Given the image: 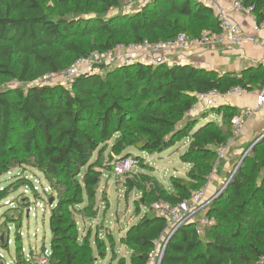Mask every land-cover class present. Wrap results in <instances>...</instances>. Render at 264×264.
<instances>
[{
    "label": "trees",
    "instance_id": "1",
    "mask_svg": "<svg viewBox=\"0 0 264 264\" xmlns=\"http://www.w3.org/2000/svg\"><path fill=\"white\" fill-rule=\"evenodd\" d=\"M54 1L56 8L49 9L44 0H0V86L7 81L24 85L0 90V175L31 165L48 181L51 264H98L95 251L99 256L104 252L92 244L90 233L81 236L78 216L96 215L90 206L102 183L100 156L110 141L118 136L112 153L125 160L139 159L127 153L130 148L164 154L191 137L181 159L192 169L187 177L172 179L173 192L143 173L126 183L127 197L135 189L143 192L140 204L147 213L128 229L122 242L131 250L130 264H151L168 229V221L153 205L159 201L182 205L207 185L218 151L228 145L233 120L240 115L237 108L223 106L222 124L201 123L208 116L198 120L192 115L199 96L213 91L226 95L235 87L259 91L264 87V65L220 74L192 65L134 63L83 74L72 88L38 85L44 76L96 51L221 31L213 9L194 0H152L135 15H110L121 0ZM241 1L253 8L257 25L264 23V0ZM15 127L21 132L18 149L10 140ZM1 196L0 200L6 197ZM86 201L88 205L82 207ZM208 217L215 223L206 229V241L197 233L196 223L185 225L168 237L161 264L262 261L264 140L245 157ZM17 229L20 235V225ZM4 244L0 239V246ZM14 264H32V260L17 249Z\"/></svg>",
    "mask_w": 264,
    "mask_h": 264
},
{
    "label": "rangeland",
    "instance_id": "2",
    "mask_svg": "<svg viewBox=\"0 0 264 264\" xmlns=\"http://www.w3.org/2000/svg\"><path fill=\"white\" fill-rule=\"evenodd\" d=\"M44 5L49 9L56 8L54 0H44ZM147 5H149L147 0H121V6L114 9L110 15H135ZM23 87L24 85L17 81H7L2 83L0 90L11 91ZM223 106L229 105H224L220 101L208 103V106H205L202 110L201 108L200 110L199 108L196 109L192 115L198 120L208 116L201 123L212 120L222 124L223 117L220 110ZM234 121L235 119L233 120V125ZM263 136L264 127L256 131L250 143L244 145L238 159L228 169L221 182L218 181V177L221 176L223 166L219 167V164L221 161L226 163L231 159L233 146L227 145L225 151L223 149L218 151V161L221 160L219 163L217 161L207 185L203 188L207 191V197L213 199V202L203 214L196 215L189 222L190 224L196 223L200 225L204 217L209 219L212 224L215 223L214 219L208 217L212 205L224 193L226 185L245 157L249 156L252 149L263 142ZM117 138L118 136H115L110 141L107 150L100 156V162L104 166L102 183L98 189L96 201L90 206L91 212H96V215H92L91 217L93 218L90 219L78 216L81 236L90 233L92 244H98L100 250L104 252V256H99L95 251L98 264H118L121 259H125L127 264H130L131 250L127 248L122 240L128 229L147 213V209L140 204L145 196L142 191L135 189L128 197L126 196L128 179H134V174L143 173L152 177L163 189L173 192L172 179L185 178L192 169V165L183 162L181 159L192 142L191 137H189L177 142L172 149L164 154L152 155L130 148L127 153H131L134 157H139V159L130 158L132 161L130 170L124 176H118L115 174L114 168L117 162L122 161V157H117L112 153V145ZM10 140L12 145L16 146V149L20 148L21 132L18 127L14 128ZM221 155L224 157H221ZM47 190H50L48 181L31 165L16 166L0 175V197H2L1 195L6 196L0 200V239H3L4 245H6L5 247L0 246V253L5 257L6 263L10 262L12 264L14 262L17 249L19 251L21 249L27 259H30L31 253L37 259L41 255L43 246L51 251L52 234L49 222L51 206L50 192H46ZM38 202L42 207H38L36 210L37 218H34L31 214H28V210L30 206L35 209V204ZM87 205L88 202L86 201L82 207ZM17 223L20 225V233L22 232L23 236L17 234V227L19 226ZM210 226L203 228L201 237L204 241L207 239L206 229L210 228ZM176 231L175 229H167L166 236L157 243L156 256L151 264H159L168 237ZM9 239L11 242L7 247Z\"/></svg>",
    "mask_w": 264,
    "mask_h": 264
},
{
    "label": "built area",
    "instance_id": "3",
    "mask_svg": "<svg viewBox=\"0 0 264 264\" xmlns=\"http://www.w3.org/2000/svg\"><path fill=\"white\" fill-rule=\"evenodd\" d=\"M151 2L152 0H147ZM213 9L217 17L221 31L220 33L204 32L200 37L190 38L184 34H180L176 39L164 42L151 43L145 41L137 45H118L113 50L106 52H93L87 57L78 59L69 68L58 73H50L37 81L42 86H64L72 88L75 80L83 74L104 73L108 68L125 64L142 63L151 66H160L167 64L169 66L182 65L184 62L185 52L192 49H208L216 46H242L252 44L257 46L258 40L255 36L248 35L243 28L235 20L236 14H245L256 21L252 7H246L241 0H194ZM258 30L264 33V23L258 25ZM240 87L233 88L226 95H222L217 91L209 94L200 95V99H220L224 96H235L243 93ZM256 110L245 109L242 118L238 117L234 121V129L232 138L228 145H232L234 141L242 134L246 125V119L251 118L256 112L264 108V87L258 91L256 95ZM193 110L192 114L196 110ZM226 147V146H225ZM225 147L223 149L225 151ZM219 149V150H220ZM224 155V152H223ZM221 157H224L221 155ZM221 160V159H220ZM218 161V163L220 162ZM132 161L130 159L122 160L115 164L114 172L118 176H124L130 170ZM50 190H47L48 192ZM206 189L195 191L189 201L182 205L172 207L169 204L159 201L153 205L154 211L168 221V228L175 231L187 224H190L196 215H201L213 202V199L207 197ZM42 207L38 202L35 209L30 206L28 214L37 218L36 210ZM212 225V222L203 218L201 224L196 226L197 233L201 236L203 228ZM21 236L24 234L21 232ZM10 240L7 245L10 244ZM51 251L46 250L44 255L29 257L32 264H51ZM156 252L153 253L151 262L155 259ZM11 264L5 262V257L0 253V264ZM14 264V262L12 263ZM259 264H264V258Z\"/></svg>",
    "mask_w": 264,
    "mask_h": 264
},
{
    "label": "crops",
    "instance_id": "4",
    "mask_svg": "<svg viewBox=\"0 0 264 264\" xmlns=\"http://www.w3.org/2000/svg\"><path fill=\"white\" fill-rule=\"evenodd\" d=\"M235 20L243 28L244 32L248 35L255 36L258 40V45L245 44L242 46H216L208 49H192L185 52L184 63L198 68H203L210 71H216L220 74L225 72L241 73L246 69L264 65V33L258 30L257 22L250 16L245 14H236ZM258 90L248 93H243L235 96H224L220 99H200L197 108H205L208 103L220 101L224 105L237 108L242 118L245 109L256 110V95ZM200 104V105H199ZM246 125L242 134L232 144L233 150L231 159L226 163L220 162L219 167H222L221 176L218 181L224 179L228 169L233 165L234 161L243 149L244 145L250 143L257 130L264 127V108L256 112L251 118L246 119Z\"/></svg>",
    "mask_w": 264,
    "mask_h": 264
},
{
    "label": "water",
    "instance_id": "5",
    "mask_svg": "<svg viewBox=\"0 0 264 264\" xmlns=\"http://www.w3.org/2000/svg\"><path fill=\"white\" fill-rule=\"evenodd\" d=\"M185 65H188V64H185ZM263 137H264V136H263ZM263 137H262V138H263ZM238 168H239V167H238ZM238 168L236 169V171H235L234 174L232 175V177H231L229 183H230L231 180L234 178V176H235V174H236ZM229 183L226 185V188L229 186ZM226 188H225V189H226ZM53 203H54V199L51 200V204H53ZM172 235H174V233H172ZM172 235H171V236H172ZM171 236H170V237H171ZM2 240H3V239H2ZM46 250H47V248H46L45 246H43V247H42L41 254L44 255L45 252H46ZM165 250H166V247H164V249H163V252H162L161 257H160L159 264L162 263V259H163V256H164V254H165ZM30 257H31V258L34 257V254L31 253V254H30Z\"/></svg>",
    "mask_w": 264,
    "mask_h": 264
}]
</instances>
